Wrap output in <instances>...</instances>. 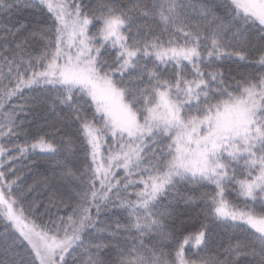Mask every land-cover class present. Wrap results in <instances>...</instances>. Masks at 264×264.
<instances>
[{
  "label": "snow or ice",
  "instance_id": "obj_1",
  "mask_svg": "<svg viewBox=\"0 0 264 264\" xmlns=\"http://www.w3.org/2000/svg\"><path fill=\"white\" fill-rule=\"evenodd\" d=\"M0 264H264V0H0Z\"/></svg>",
  "mask_w": 264,
  "mask_h": 264
},
{
  "label": "trees",
  "instance_id": "obj_2",
  "mask_svg": "<svg viewBox=\"0 0 264 264\" xmlns=\"http://www.w3.org/2000/svg\"><path fill=\"white\" fill-rule=\"evenodd\" d=\"M189 2L195 3V0H189ZM215 2L217 4H223L224 0H215ZM33 18L34 16L31 10H23L21 13H18L17 16L13 18L12 21H10V23H14L16 19L32 20ZM35 19H39V17H35ZM42 117L43 114L37 115L34 118H30L33 121L31 126L33 132H40L41 134H43L50 131V129L47 127V121ZM47 117L48 121L55 120L54 115L51 113H48ZM20 143H24L23 138H21ZM16 167L20 170L19 175H21L27 183L33 185L34 187H38L45 175H53V169L55 166L51 162L50 158L44 155H31L28 158H22L20 163H18ZM179 208L184 213V215L181 216V220L183 221L182 227L186 228L190 232H195L196 230H198V227L203 219L199 208L183 204L179 205ZM220 237L221 240L225 243L229 242V240L231 239L230 235H227L222 231H220Z\"/></svg>",
  "mask_w": 264,
  "mask_h": 264
}]
</instances>
